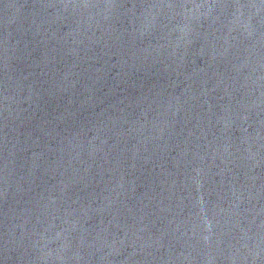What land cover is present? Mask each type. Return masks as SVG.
Returning a JSON list of instances; mask_svg holds the SVG:
<instances>
[{
  "label": "water",
  "instance_id": "1",
  "mask_svg": "<svg viewBox=\"0 0 264 264\" xmlns=\"http://www.w3.org/2000/svg\"><path fill=\"white\" fill-rule=\"evenodd\" d=\"M0 264H264V0H0Z\"/></svg>",
  "mask_w": 264,
  "mask_h": 264
}]
</instances>
